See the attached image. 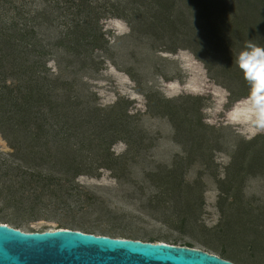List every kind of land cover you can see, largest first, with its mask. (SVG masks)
I'll return each mask as SVG.
<instances>
[{
	"label": "rangeland",
	"instance_id": "1",
	"mask_svg": "<svg viewBox=\"0 0 264 264\" xmlns=\"http://www.w3.org/2000/svg\"><path fill=\"white\" fill-rule=\"evenodd\" d=\"M231 1L23 0L45 54L0 48V224L264 264V131L232 99L243 78L203 62L225 64L220 31L241 49L264 24V8L224 16Z\"/></svg>",
	"mask_w": 264,
	"mask_h": 264
},
{
	"label": "water",
	"instance_id": "2",
	"mask_svg": "<svg viewBox=\"0 0 264 264\" xmlns=\"http://www.w3.org/2000/svg\"><path fill=\"white\" fill-rule=\"evenodd\" d=\"M0 264H234L208 252L164 243L58 229L27 233L0 224Z\"/></svg>",
	"mask_w": 264,
	"mask_h": 264
},
{
	"label": "trees",
	"instance_id": "3",
	"mask_svg": "<svg viewBox=\"0 0 264 264\" xmlns=\"http://www.w3.org/2000/svg\"><path fill=\"white\" fill-rule=\"evenodd\" d=\"M18 2H20V5L19 4L16 5V3ZM87 5L89 7L90 4L87 3ZM223 7H224V12H222V14L224 16H226L229 13H232L233 11H238L239 13H242L243 17L234 15L235 16L234 22H238L241 20V18H244L245 16H247V18L249 19L252 13L254 14L258 12L257 10L258 8H264V0H233L229 2L228 4L225 2V4H223ZM11 11L14 12V15L10 18L11 21L7 23L4 27H2V29L0 30V34H2L3 36V39L0 40V48H3L7 51L8 55L12 58L13 65L17 63H21L24 58H27V56H29L30 52H35L34 55L38 57L39 59L38 61L41 64L40 59H41V56L45 54V51L41 52L36 47V45H34V42L31 43V40L37 41L39 38H38V35H36L37 33L36 29L29 26L28 24L29 20L26 19L27 14L25 12L23 0L21 1L20 0H0V25L4 17H7L6 15H4V13H8ZM21 19H24L23 24H19V20ZM219 25H221L220 29L222 31H228V27L225 25L224 20ZM78 28L81 29L82 25H78ZM231 30L234 31L233 25H232ZM260 31L264 32V24L262 21H261L260 29L258 27L254 28L252 26V29H249L247 31L246 34L248 35L249 39L245 42V44L249 40H252L257 45L264 46V41L258 35ZM230 34L231 33L229 31L225 36H223L222 32L220 31V34H219L220 36L217 34L216 41L214 42L218 44L220 48L225 50L227 54V57L224 61L225 64L221 67H214L215 59H213L211 56H209L210 58L209 61L206 60L203 62L206 64L209 71H211L213 74H216L218 76H223L224 78L228 77L230 80H234L236 77L243 78L242 88L246 87L247 89L249 88V85L244 79L243 73L239 70L236 64V57H235V54H239L245 47V46L244 47L242 46L241 49H239L235 45H237V43H241V38L246 35H243L240 33L241 34L240 37L235 36V42L232 43V45L234 46L230 47V46H227V44L225 46V41L227 40ZM21 46L24 49L19 52V50H21V48L19 49V47ZM32 48H34L35 50L32 51ZM0 60L2 62L1 56H0ZM229 89L231 91L232 99L235 102L240 101L241 99L246 97L247 94L249 93L247 92V93H244L243 95L242 89H239L237 91L233 89V87H229ZM11 95L15 96L13 97V99L18 102L19 101L27 102L29 101V98L31 99V96L28 93V91H25V93H21L19 89L14 90V88H12ZM21 105L24 107V109H26L24 104H21Z\"/></svg>",
	"mask_w": 264,
	"mask_h": 264
},
{
	"label": "clouds",
	"instance_id": "4",
	"mask_svg": "<svg viewBox=\"0 0 264 264\" xmlns=\"http://www.w3.org/2000/svg\"><path fill=\"white\" fill-rule=\"evenodd\" d=\"M236 64L249 85V93L242 101L251 116V126L264 131V47L249 40L237 55Z\"/></svg>",
	"mask_w": 264,
	"mask_h": 264
}]
</instances>
